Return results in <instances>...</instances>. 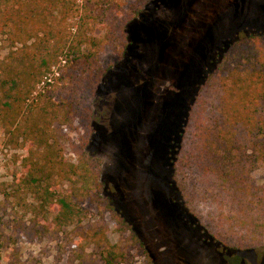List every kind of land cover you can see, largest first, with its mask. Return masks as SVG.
<instances>
[{
	"label": "trees",
	"instance_id": "1",
	"mask_svg": "<svg viewBox=\"0 0 264 264\" xmlns=\"http://www.w3.org/2000/svg\"><path fill=\"white\" fill-rule=\"evenodd\" d=\"M153 1L0 0V130L24 152L12 194L31 200L39 221L18 231L25 238L77 229L82 205L101 204L100 161L86 151L106 73L100 56L125 53L127 26ZM200 72L166 146L167 186L197 239L229 257L264 242V184L253 180L264 173V33L238 30ZM103 230L77 235L71 250L106 242ZM115 256L109 250L102 260Z\"/></svg>",
	"mask_w": 264,
	"mask_h": 264
},
{
	"label": "rangeland",
	"instance_id": "2",
	"mask_svg": "<svg viewBox=\"0 0 264 264\" xmlns=\"http://www.w3.org/2000/svg\"><path fill=\"white\" fill-rule=\"evenodd\" d=\"M240 29L264 33V0H154L127 26L125 53L101 54L106 73L94 95L86 144L100 161L101 204L82 205L77 229L34 240L18 233L39 221L31 200L12 194L11 175L24 152L0 130V264H105L109 250L113 264H264V242L227 257L199 241L171 205L167 186L166 146L187 97L199 89L206 60ZM65 159L75 160L68 149ZM253 180L262 186L264 173L255 172ZM161 206L171 208L169 216ZM98 227L106 242L71 250L77 235Z\"/></svg>",
	"mask_w": 264,
	"mask_h": 264
}]
</instances>
